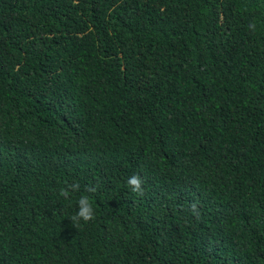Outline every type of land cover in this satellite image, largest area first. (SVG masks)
<instances>
[{
  "label": "trees",
  "instance_id": "16d2710c",
  "mask_svg": "<svg viewBox=\"0 0 264 264\" xmlns=\"http://www.w3.org/2000/svg\"><path fill=\"white\" fill-rule=\"evenodd\" d=\"M0 264H264V0H0Z\"/></svg>",
  "mask_w": 264,
  "mask_h": 264
},
{
  "label": "clouds",
  "instance_id": "9594fccd",
  "mask_svg": "<svg viewBox=\"0 0 264 264\" xmlns=\"http://www.w3.org/2000/svg\"><path fill=\"white\" fill-rule=\"evenodd\" d=\"M250 29H255V24L249 25ZM143 181L138 175H133L128 178L127 184L131 187L133 192L138 194H143L142 189ZM80 190V184L78 182H73L71 184H67L65 188L60 190V195L63 196L65 199L69 197L70 192H76ZM87 191L94 192L96 189L94 187H87ZM192 209H196V205H192ZM94 218L93 208L89 202V198L87 196H81L78 201V211L73 215L70 219L71 221H77L82 219L84 222H88Z\"/></svg>",
  "mask_w": 264,
  "mask_h": 264
},
{
  "label": "rangeland",
  "instance_id": "374dc122",
  "mask_svg": "<svg viewBox=\"0 0 264 264\" xmlns=\"http://www.w3.org/2000/svg\"><path fill=\"white\" fill-rule=\"evenodd\" d=\"M164 54H165V53L161 54V57H162L161 63L163 62Z\"/></svg>",
  "mask_w": 264,
  "mask_h": 264
}]
</instances>
